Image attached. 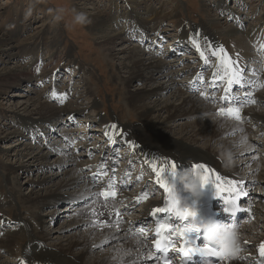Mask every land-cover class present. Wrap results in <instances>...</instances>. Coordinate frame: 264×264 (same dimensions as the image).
Listing matches in <instances>:
<instances>
[{"label":"bare ground","instance_id":"obj_1","mask_svg":"<svg viewBox=\"0 0 264 264\" xmlns=\"http://www.w3.org/2000/svg\"><path fill=\"white\" fill-rule=\"evenodd\" d=\"M125 1L139 5V3L134 0ZM127 5H122L120 8H117V5L115 6L117 13L119 10H124L126 13V16H122V14H117L115 16V22L119 21L120 18L126 21L127 27H123L121 31H119L121 25L115 22V25H107L108 23L105 24V22L99 20L92 24L93 28L99 30L104 26L106 27V31L103 30L100 35V38H102L103 42L106 44L115 43V46H123L122 44L118 45L116 40H121L122 42L127 41L130 39V36H135L137 29L142 32L144 39L154 43L156 41L150 38V32L153 34V32L160 31L161 28L164 34L168 31V29L161 27L162 21L160 20L162 19V10L146 9L144 13L145 16L143 17V15L134 10V7L128 10ZM177 10L178 16L180 17L179 8H177ZM128 19L129 22H132V25H128ZM189 24L190 23L185 18L181 17L179 20V41L190 43V40H192L197 43L202 50L200 60L203 58L204 66L212 64L211 69L214 71L215 78L223 77L219 65L217 63L214 64L218 59H221V65L225 73L234 77H239L241 75L248 64L247 58L250 54L247 50L248 46L246 45L245 47L243 44L246 38H252V41L257 43L258 46L262 47L264 45L263 28L247 33L242 32L239 36L237 35L239 31L231 27L229 30L225 31L227 33L225 37L224 35L226 33L219 28L214 29L209 25L210 23L207 26L204 24L203 26L193 25V27ZM233 31H236V33ZM222 32L223 34H221ZM232 37L237 39V48L233 46L235 43L231 45L234 48L230 47V41L232 40H230V38ZM206 39L210 40L209 45L204 43ZM0 44H3V46H10L7 44L6 39H0ZM4 50L9 52L7 56L10 59L16 55L19 57V53H14L11 47ZM145 50L147 49L136 51L126 48L119 50L116 54H111L114 59L120 61L119 68L126 71L125 73H127V76L120 77L126 84L132 85L134 82H143L144 85L147 86L153 85V87H144V89L140 91H134L128 94L131 99V101L128 99L131 106L137 109L136 112L139 121L135 124L122 122L117 115H113L111 118L101 115L98 120L100 124V129L98 130L102 131L103 129L106 131L104 133L106 136L105 140L110 139V142H114L116 139L120 140V142L127 147V158L129 156L137 157L141 163L146 165L150 172L148 176H144L143 172H140L135 174L137 178L141 179L144 176V179H148L151 183H154L155 189L161 186L165 187V185L167 186L171 181H179L175 177V174L179 170L184 168H191L194 170L198 165H202L206 175L211 180H215L217 177L219 180H239L241 177H245L249 180V184L256 182L259 184L260 181L253 177L254 171L248 174L240 172L239 165L243 166L241 162L245 161L244 158H236V156H233L238 163H234V161L230 162L226 159V161H224L218 154L214 153L213 150L210 151L211 149L209 148H219L225 152V155H228V150L234 153V145L242 144L248 140L247 136L249 132L253 131L255 135L264 133V112L257 108L250 110V114L254 120L250 123L249 129L247 130H244V126L241 124L216 117L212 113L214 108L210 107L199 96L194 95V93L184 92L182 87L176 88L169 86L171 73L166 71L168 64L163 60L164 58H157L155 55L156 53H149ZM205 50L210 54L213 52L215 53L214 62H211V58L205 54ZM174 52L177 53L178 50L172 47L171 51H166V54H172ZM69 57H72V52ZM38 61L39 58L36 57L34 62ZM73 61L76 62L74 59ZM199 64L200 63H196L184 69L190 68L188 69V73L196 75L200 73L203 68L199 67ZM28 78V81H31L30 76H28ZM170 88L173 89L168 93L169 95L165 99L161 98L160 96L163 92ZM53 93H55V95H53ZM260 96L264 103V93H260ZM47 97L48 99L51 98V100L53 98L57 105H52L49 101L42 102L40 98L33 96L27 99L26 103L23 104V111L31 106H36V108L29 115H20L19 120L22 129L20 131H15V135L19 138H24L27 133L33 139H36L37 132L41 129L47 130L50 128L52 126V120H57L63 109L72 117L77 112H85L84 109L66 107L64 103L69 96L56 87L55 82H53L49 88ZM96 103L97 102H95V105ZM182 117L190 119V122H183L178 125L177 121ZM69 135L63 137L65 139H72ZM228 135L232 136L234 140L232 138V140H227ZM46 138L48 139L47 136ZM118 140H116V144ZM47 143L48 146L46 147L49 148V152L51 151V154H53L52 150L55 149L53 143L51 144L49 141H47ZM16 148L12 147V145L5 147V149H9V154L13 153L15 157L18 156L20 152L18 145ZM65 148H67V151H74L70 146L69 148L71 150L66 146ZM251 148L253 149L255 147ZM251 148L249 146L248 150H251ZM27 149L28 148L25 150ZM107 150L114 154V159H112V161L115 160L118 151L113 149L111 144L108 145ZM29 151L32 150L30 149ZM63 151H65V155L61 158L64 159V162L60 160L61 158L54 162L64 167L58 170L56 175L40 176V173L45 174L47 172L38 171L37 181H33L32 178L30 179V176L35 172V169L32 170L34 162L40 159H48V156H42V151L36 150L37 154L34 156L32 153L28 154L31 158L27 160L26 164H18V169L25 170V168H31V174L28 175L29 179H27V181L31 183V192L26 196V200L29 203L31 202L33 205L42 208L45 205H54L63 199L73 200L97 192V189L93 188V184L86 180L85 175H83L80 170L78 171L77 168L80 165L77 164L75 155H70V153L73 152H69L68 154L66 150L63 149ZM6 153L8 154V152ZM251 157L252 159L256 158L255 154L251 155ZM262 159L264 158L262 157ZM173 163L177 165L174 169L172 168ZM74 164L77 165V168L73 166ZM49 165L51 167L50 163ZM162 167L166 172L172 173L173 175L170 177L161 173L160 169ZM129 169H131V167L127 165L124 170L129 171ZM7 170L14 172L17 169L13 164H10ZM261 170L264 172V169ZM259 172L258 170V173ZM158 173L159 177L157 175ZM19 186L22 187L24 184L21 183ZM45 189L46 192L44 191ZM144 189L146 188L144 187ZM259 189L261 190L260 187ZM146 192L150 193L148 190ZM158 196L160 197V195ZM129 198H131L133 203L140 199L133 194H130ZM252 200L256 201L257 196L253 195ZM260 201H262L261 197ZM260 201L259 203L261 204ZM156 205L157 203L152 199V196L147 199V202L142 203V206L148 208V210ZM66 207V211H71L68 206ZM84 209L90 215L97 217V205L89 204L86 205ZM53 215L54 213L51 217ZM2 217H4V215L0 213V219ZM6 218L10 219L9 217ZM16 218L20 224L17 228H13V230H8L4 233L0 232V249L7 254L13 255L18 264H158L146 252L141 241L130 236L124 224H108L99 227L101 230H92L86 227L84 221L77 220L75 224L71 223V225H66V227L73 226L70 230H61V227H55L54 230L56 234H51V229L47 232H43L38 229L37 226H34L35 220L31 218H25L22 217V215ZM252 228H254V225H252ZM252 228H250L249 232L252 231ZM19 234L27 236L28 239L24 244H21L18 239L15 238ZM104 246L107 248L103 253L97 251V249Z\"/></svg>","mask_w":264,"mask_h":264},{"label":"rangeland","instance_id":"obj_2","mask_svg":"<svg viewBox=\"0 0 264 264\" xmlns=\"http://www.w3.org/2000/svg\"><path fill=\"white\" fill-rule=\"evenodd\" d=\"M134 1H137L139 5L128 3V1L125 0H0V39H6L7 44L10 45L3 46V44H0V212H5L2 213L4 215L2 218L6 220L13 219L10 222L11 224H16V217L22 215V217L35 220L34 226H37L38 229L43 232H47L51 229V234H56L54 230L55 227H61V230H70L73 226L66 227V225H71V223L75 224V221H77L74 219L71 220V211H66V206L68 205L65 202H61L67 199L60 200L54 205H45L42 208L33 205L31 202L29 203L26 200V196L31 192V183L27 181V179H29L28 175L31 174V168L28 167L27 169L25 168V170L18 169L19 163L26 164L27 160H30L31 157L28 154L32 153L33 156L37 154L36 150L42 151V156H48V159L35 161L34 166H31L33 168L32 170L35 169V172L30 176V179L32 178L33 181L38 177V171L47 172L45 174L40 173V176L56 175L57 171L64 167L54 162L61 157L59 158L51 154V151L49 152L45 145V141L34 143L30 140H26V136L29 135L27 133L24 138H19L15 135V131H20L22 129L19 120L20 115H29L36 108V106H31L23 111V104L26 103L29 97H37L40 98L42 102L49 101L50 104L57 105L56 102H54L55 104L51 102V98L48 99L46 92L50 87L49 75H51L52 72L54 77L58 75L60 78V85L59 87L56 85V87L70 93L71 99L69 102L64 103V105L66 104L65 106L68 108H79L86 111L83 113L77 112L73 117H82L85 113L91 118L89 119L87 116L82 117L84 119V124L79 127L80 130L83 125L87 127V120L92 123L91 120L99 119L101 115L110 118L113 115H117L122 122L135 124L139 121L136 112L137 109L131 106L128 100L130 99L128 94L134 91H140L144 89V87H153V85H144L143 82H134L132 85L126 84L125 81L120 78L121 76H127V73H125L126 71L123 69L121 70L119 68L120 61L111 56V54H116V52L121 49L129 48L136 51H143V47L129 39L125 42L116 40L118 45L122 44L123 46H115V43L106 44L103 42L102 38H100L101 32L103 30L106 31V27L104 26L100 30L93 28L92 24L94 22L101 20L105 22V24L108 23L107 25H115V16L117 14L126 16L124 10H119L117 13L115 6L117 5V8H120L122 5L128 4V10L134 7V10L143 15V17L145 16L144 13L146 9L162 10V19L160 21H162L163 27L168 29L166 33L170 32V34H177L179 32V36L180 30L178 28V23L181 17L185 18L190 23L189 25L191 27H193V25L203 26L204 24L207 26L210 23L209 25L211 27L214 29L219 28L224 33L232 27V29L239 31V34H237L239 36L242 32H251L249 30L246 31L248 28L255 29L256 27L258 28L259 24L262 25L264 23V0H239L238 5H236V0ZM177 8H179L180 17L178 16ZM219 8H221V11H218ZM76 13L85 14L88 23L83 25L76 23ZM115 23L121 25L119 31H121L123 27H127L126 21L123 20V18H120L119 21ZM240 24L243 25L242 29L244 31L240 29ZM223 32L221 34H223ZM233 32L236 33V31ZM226 35L227 33L224 36L226 37ZM230 40V47L237 48V45H235L237 44V39L232 37ZM233 43H235V46ZM243 44L245 47L247 45V50L251 52L250 44H247L246 40ZM9 47H11L14 53H19V57L16 55L10 59L7 56L9 52L4 50ZM165 48L168 52L172 49V47L168 48L167 46ZM146 49L145 51L151 53L150 48ZM177 50L179 52V49ZM71 52L72 57H69ZM177 53L174 52L171 56L177 58L179 57ZM155 55L157 58L161 57H159L157 53ZM37 56L40 59V63L34 64L33 60H35L34 58ZM210 58L211 62H214L215 57ZM73 59L76 62H74ZM189 59H192V57L178 58L173 61L167 58L163 59L168 64L166 71L171 73L169 86L176 88L182 87L181 81L183 77L179 74L180 72H189V68L184 69L187 67L186 64L189 62ZM215 63L216 62H214V64ZM181 65L183 66L182 68ZM211 65H206V68H211ZM28 76H30V78H36L38 81L28 84ZM44 76H48L45 83L43 80ZM39 83H43V85ZM172 89L173 88L166 89L160 97L165 99ZM95 102L98 104L96 103L95 105ZM258 109L264 112L263 102L259 105ZM67 114L69 115V113L63 109L58 119L52 120L53 124L50 128L47 130H40L41 134H46L45 138L47 136V141L49 140L51 144L53 143L55 148L58 146V141L61 139L58 136L65 139L64 137L70 134L69 136L72 137V139L75 138L72 136L71 125H68L65 121ZM183 122H190V119L185 117L179 118L177 124L180 125ZM98 125L100 127L99 123ZM52 127H55V129L50 133ZM91 127L93 128V126H90V128ZM57 129L64 132V134L59 133V135L56 136L54 131ZM94 129H97L96 126H94ZM249 133L247 136L248 140L242 144L234 145V153L228 150L230 153L227 152L229 157L219 148L211 147L209 149H211L210 151L213 150L214 153L218 154L224 161L228 160L238 163V161L235 160L236 158H244L245 161L241 162L243 166L239 165V170L247 174L254 171L253 177L260 181L259 184L258 182L255 184L257 187L259 186L261 190L258 192L255 188L256 186H254L253 189L258 192L263 201L264 172L261 169H264V159L260 157V152L256 148L255 140L258 138V135L253 134V131ZM38 135H40V133H37V136ZM100 136L102 138L106 137L104 134ZM231 138L234 140L232 136L228 135L227 140H232ZM9 145L15 148L18 145L20 149V152L18 151V156L15 157L13 153L9 154V149H5V147ZM118 145L124 146L121 142H119ZM247 146L248 148L249 146L250 148H255L248 150ZM107 147L108 146H105L106 149ZM26 148L28 149L25 150ZM100 148L102 147L100 146ZM30 149L32 151H29ZM6 152H8V154ZM118 153L119 151L117 154ZM252 153L255 154L256 158L252 159ZM233 156H236V158ZM62 159L63 158L60 160ZM62 162H64V159ZM10 164H13L17 170L14 172L7 170ZM73 166L77 168V165L74 164ZM77 169L79 171V168ZM258 170L260 171L259 173ZM142 178H144V176ZM148 181L147 179V182ZM21 183H23L24 186H19ZM44 191L46 192V189ZM150 193H154V189H152ZM252 194L257 196L253 192ZM68 208H72V206H68ZM51 213H54L52 217ZM7 214L11 217H9L10 219L6 218L8 217ZM0 222L3 221L0 220ZM13 228L6 227L3 231L13 230ZM15 238L18 239L21 244H24L28 239L24 234H19ZM106 248L107 247L104 246L97 249V251L103 253ZM0 255V264H11L12 260H14L13 255L5 253L2 249H0Z\"/></svg>","mask_w":264,"mask_h":264},{"label":"clouds","instance_id":"obj_3","mask_svg":"<svg viewBox=\"0 0 264 264\" xmlns=\"http://www.w3.org/2000/svg\"><path fill=\"white\" fill-rule=\"evenodd\" d=\"M75 22L83 25L88 23V20L85 14L76 13ZM175 177L192 196L199 197L201 195L200 178L193 169H181L175 174ZM196 222L203 232L204 241L214 246L217 253L229 259L237 256L241 249L242 238V227L239 224L223 222L212 216L198 217Z\"/></svg>","mask_w":264,"mask_h":264},{"label":"snow or ice","instance_id":"obj_4","mask_svg":"<svg viewBox=\"0 0 264 264\" xmlns=\"http://www.w3.org/2000/svg\"><path fill=\"white\" fill-rule=\"evenodd\" d=\"M229 83V85H232L233 83H235V84H240V81L239 80H236V81H229L228 82ZM53 95H55V93H53ZM237 118H239V117H237ZM177 167V165L175 164V163H173L172 164V168L174 169V168H176ZM199 169H200V171H204V169H203V166L202 165H198L197 166ZM160 172L161 173H164L165 175H168V176H172L173 174L172 173H168V172H166L165 171V169L162 167L161 169H160ZM158 175V177H159V173L157 174ZM204 180H205V182H207V177H204L203 178ZM165 187H167L166 185H165ZM170 195L172 194L171 193V190H170V193H169ZM100 195H104V196H107V195H115V193L114 192H110V193H108V192H105V193H100ZM165 203H167V201H165ZM172 207L173 208H175V199L173 198V201H172ZM169 209H166V208H157L156 209V212L157 213H160V212H166V211H168ZM176 215L177 216H181V217H184V218H187V217H189V216H191V217H197V213L196 212H193V211H190V210H188V209H185V210H183V211H177L176 212ZM167 227V225H165V224H161V225H159V228L160 229H163V228H166ZM192 232H199V229L197 228V227H195V225H193L192 227H190V228H188V229H184L182 232H181V235H184V234H190V233H192ZM157 248L159 249V243H157ZM259 250H260V252H261V254L262 255H264V243H261V245H260V247H259ZM206 251H211V250H207L206 249ZM213 254H216V255H219L220 257H222V258H224V259H228V257H226V256H221L219 253H213Z\"/></svg>","mask_w":264,"mask_h":264}]
</instances>
